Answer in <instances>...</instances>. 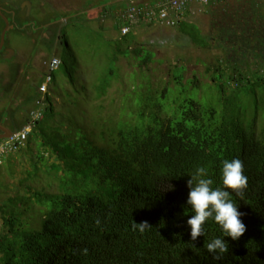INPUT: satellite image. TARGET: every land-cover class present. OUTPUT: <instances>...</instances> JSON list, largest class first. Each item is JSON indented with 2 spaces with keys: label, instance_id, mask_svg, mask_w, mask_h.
I'll return each instance as SVG.
<instances>
[{
  "label": "trees",
  "instance_id": "1",
  "mask_svg": "<svg viewBox=\"0 0 264 264\" xmlns=\"http://www.w3.org/2000/svg\"><path fill=\"white\" fill-rule=\"evenodd\" d=\"M209 6L218 11L206 12L214 16L220 11L223 19L217 35L210 38L221 51L213 85L208 87L211 99L186 96L195 85L180 84V67L172 74L180 87L172 106L167 103L171 91L164 88L156 96L139 95L133 120L119 121L106 131L77 127L73 139L60 135L57 128L49 135L42 130L36 138H42L41 148H47L54 159L47 172L57 188L49 193L27 188L26 196L7 200L8 231L0 237V264H264V125L257 127L258 118L264 119V1L228 0ZM241 7L245 13L237 17L236 8ZM185 14L173 28L186 35ZM131 32L115 42L123 46L119 53L139 55L146 65L153 54L132 49ZM188 35L199 46L208 45V37ZM45 74L23 100L27 108H34ZM114 77L113 71L108 72L93 98L103 96ZM44 98L42 116L25 149L34 129L54 117L49 92ZM86 98L80 101L87 103ZM30 110L24 111L20 122L14 111L10 114L15 130L28 121ZM232 159L243 162L248 178L243 197H232L243 213L246 231L237 241L225 237L228 252L214 260L207 244L223 238L221 231L210 220L204 237L191 241L186 185L202 166L213 187L220 186L222 161ZM37 171L33 165L28 177L34 178ZM34 205L41 214L37 228L26 216ZM145 221L151 228L140 232L133 227Z\"/></svg>",
  "mask_w": 264,
  "mask_h": 264
},
{
  "label": "rangeland",
  "instance_id": "2",
  "mask_svg": "<svg viewBox=\"0 0 264 264\" xmlns=\"http://www.w3.org/2000/svg\"><path fill=\"white\" fill-rule=\"evenodd\" d=\"M19 1L0 0V9L7 3ZM30 1L33 7L30 13L25 15L28 21L39 25L65 15L70 16V23L67 25L68 31L65 35L67 45L60 50L59 55L58 53L49 56L37 55L32 58L33 37L28 36L16 25H20L18 17L23 14L20 12L9 14L1 10L0 20L4 26L6 20L8 26L0 52V119L7 118L9 121L10 114L14 111L16 121L24 120V111L30 110L31 106L27 108L23 100L32 94L34 90L32 87L45 71L43 63L56 57L62 60V65L53 74V82L48 88L55 113L53 119L34 129L29 149L23 148L10 154L2 158L0 163V207H4L0 211V237L8 231L4 225V218L9 216L10 211L7 200L17 195L26 196L27 188L48 193L57 188L52 173L47 172L54 159L50 157L47 148H41L42 138H36L42 130L49 135L53 128H57L60 135L73 139L76 138L74 136L77 127L83 128L85 132L106 131L119 121L133 120L132 113L136 110V98L139 95L150 92L156 96L164 88L171 91L167 96V103L172 106L177 96L176 91L180 90L172 74L174 69L180 67L183 68L180 84L186 86L188 81H193L197 86V88L190 86L192 88L187 90L186 96L198 95V99L210 100L211 93L208 87L213 85L211 77L217 61L221 58L220 49L210 40L217 35V29L223 23L220 11L214 16L210 15L209 12L218 11L217 8L212 10L214 6L201 7L193 3L185 17L188 34L208 37L206 47L191 41L189 35H185L178 28L155 24L136 25L131 32L134 35L131 48H141L144 52L153 54L152 60L143 65L140 63L139 55L123 56L119 53L123 51V46L115 43L121 35L118 27L115 28L114 16L125 7L124 0H70L72 2L70 7L73 8L59 13L50 8L40 13L35 7L34 0ZM50 1L59 10L67 8L64 0ZM135 1L143 3L155 0ZM207 10L210 11L206 12ZM243 10L245 8H236L237 17L245 13ZM110 12H113L111 16L108 15ZM1 21L0 28L3 30ZM56 28L57 26H47V29L54 31ZM110 71L115 74L110 87L100 98H93L94 89L106 81ZM85 95L87 103L80 101ZM78 97L80 99L76 101ZM263 125L264 119L258 118V129ZM40 155L43 156L42 160ZM33 165L37 166L38 171L34 178H29L28 173L31 172ZM39 210L40 208L34 205L26 214L36 228L41 218Z\"/></svg>",
  "mask_w": 264,
  "mask_h": 264
},
{
  "label": "clouds",
  "instance_id": "3",
  "mask_svg": "<svg viewBox=\"0 0 264 264\" xmlns=\"http://www.w3.org/2000/svg\"><path fill=\"white\" fill-rule=\"evenodd\" d=\"M248 178L244 174V165L240 159L224 160L221 167V185L213 187L214 181L208 178L205 167H197L187 181L186 207L191 210L186 224L189 228L191 241L205 235V225L208 221L214 222L220 229L222 237L213 238L207 244V252L214 260L221 259L228 252V245L224 238L237 241L246 231L238 205L233 201V195L243 197L247 188ZM167 190L171 191L169 185ZM140 232L151 228L145 221L133 223Z\"/></svg>",
  "mask_w": 264,
  "mask_h": 264
},
{
  "label": "built area",
  "instance_id": "4",
  "mask_svg": "<svg viewBox=\"0 0 264 264\" xmlns=\"http://www.w3.org/2000/svg\"><path fill=\"white\" fill-rule=\"evenodd\" d=\"M225 1L228 0H158L143 3L125 0V7L117 11L114 21L121 36L130 33L139 24H155L173 28L183 20L184 14L190 10L193 3L201 7H208L212 3L217 4ZM108 15L111 16L110 13ZM59 66L60 60L56 57L43 63L46 74L43 82L37 88L39 97L35 99L34 108L29 111L28 121L24 126L14 130L8 138L0 140V163L2 158L16 153L25 146L33 127L42 116V109L45 105L44 97L48 95V88L52 81L51 73L57 71Z\"/></svg>",
  "mask_w": 264,
  "mask_h": 264
},
{
  "label": "flooded vegetation",
  "instance_id": "5",
  "mask_svg": "<svg viewBox=\"0 0 264 264\" xmlns=\"http://www.w3.org/2000/svg\"><path fill=\"white\" fill-rule=\"evenodd\" d=\"M35 7L37 10L41 13L46 8H50L54 12H60L64 10L72 9L73 7H70L71 1L64 0V4L67 6L66 9L62 8L63 10L57 9L55 7V4H53L50 0H34ZM32 2L30 0H20L18 3H7L5 6H2L1 10L5 13H12L16 14L17 12H20L23 14L21 17H18V23L21 29L24 30L28 36L33 37V53H31V57L34 56H49L61 52L60 50L64 47H66V33L68 31L67 25L70 23V16H60L56 17L50 21L41 23L39 25H36V22L32 23L27 20L25 15L27 13H30L32 9ZM101 7H104V5H101ZM47 26H57L56 31L53 29H47ZM63 31H65V34H63ZM3 48V47H2ZM2 51V49H1ZM0 51V52H1ZM12 55V53H11ZM42 67V65L40 64ZM0 126L3 128H6L10 133H12L15 129L13 128V125L7 118L0 119ZM6 134V132H2L0 129V136Z\"/></svg>",
  "mask_w": 264,
  "mask_h": 264
},
{
  "label": "water",
  "instance_id": "6",
  "mask_svg": "<svg viewBox=\"0 0 264 264\" xmlns=\"http://www.w3.org/2000/svg\"><path fill=\"white\" fill-rule=\"evenodd\" d=\"M0 15H1V9H0ZM7 26H8V23L5 20L4 29L2 30V32L0 34V51H1L2 47H3L4 35H5V32H6ZM0 129L2 130V132H6V134H3V135L0 136V140L8 138L10 136L11 133L6 128H3V127L0 126Z\"/></svg>",
  "mask_w": 264,
  "mask_h": 264
},
{
  "label": "crops",
  "instance_id": "7",
  "mask_svg": "<svg viewBox=\"0 0 264 264\" xmlns=\"http://www.w3.org/2000/svg\"><path fill=\"white\" fill-rule=\"evenodd\" d=\"M190 10H191V8H190ZM190 10H188L187 13H188ZM187 13L185 14V17L187 16Z\"/></svg>",
  "mask_w": 264,
  "mask_h": 264
}]
</instances>
